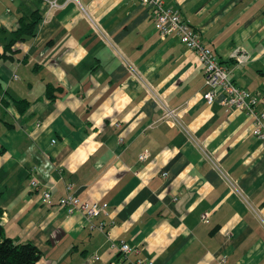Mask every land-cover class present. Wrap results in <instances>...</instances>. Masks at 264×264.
<instances>
[{
	"label": "crops",
	"instance_id": "crops-1",
	"mask_svg": "<svg viewBox=\"0 0 264 264\" xmlns=\"http://www.w3.org/2000/svg\"><path fill=\"white\" fill-rule=\"evenodd\" d=\"M57 3L49 13L47 0H0V56L20 19L41 15L35 35L15 44L12 59L0 58L6 235L37 246L36 264H122L120 241L132 262L264 264V143L251 119L206 103L196 53L175 35L162 37L144 4ZM166 5L200 32L238 86L264 96V0ZM158 101L177 109L180 125ZM33 168L39 191L30 188ZM68 184L105 213L88 221L59 208ZM101 222L113 225L91 228Z\"/></svg>",
	"mask_w": 264,
	"mask_h": 264
},
{
	"label": "built area",
	"instance_id": "built-area-1",
	"mask_svg": "<svg viewBox=\"0 0 264 264\" xmlns=\"http://www.w3.org/2000/svg\"><path fill=\"white\" fill-rule=\"evenodd\" d=\"M144 4L152 10L156 28L162 37L169 35L177 36L187 49L196 53L198 60L203 68L206 78L207 91L203 94V98L207 104L213 105L216 101L227 108L242 111L252 122V134L262 143H264V109L259 110L258 107L264 103V96L260 93L252 92L251 90L238 86L231 78V72L227 65L222 63L215 52L208 47L203 41L200 32L191 26L181 15L180 11L172 6L166 5V0H136ZM49 13L58 8L57 0H47ZM48 13V12H47ZM97 27L96 24H93ZM234 57L239 63H244L248 59V54H243L238 50ZM17 77V76H15ZM153 98L157 95L150 93ZM159 99V98H158ZM158 104L163 108L167 117L173 119L178 125L177 109H170L164 105V102L158 101ZM2 101L0 100V106ZM147 155H140V160L144 161ZM36 169L33 168L30 174V188L32 191H39L41 183L35 176ZM166 174H164L165 176ZM43 202L50 203L52 200L51 188H47L41 192ZM57 204L59 208L65 211L68 215L81 214L92 221L105 213V209L98 201L80 198L72 184L66 186L63 196H61ZM202 221L206 222L208 214H204ZM113 222H101L99 225L92 224L91 228H98L103 232H108ZM118 250L124 255L125 260L122 264H155L153 260L140 259L136 262L129 260L132 248L120 241L117 244Z\"/></svg>",
	"mask_w": 264,
	"mask_h": 264
},
{
	"label": "trees",
	"instance_id": "trees-1",
	"mask_svg": "<svg viewBox=\"0 0 264 264\" xmlns=\"http://www.w3.org/2000/svg\"><path fill=\"white\" fill-rule=\"evenodd\" d=\"M41 19L38 12L20 19V27L13 33L12 39L4 45V53L1 59H12L15 51L13 47L17 42H25L35 35V29ZM53 88L48 86L47 95H52ZM17 107L24 112L28 107L26 101H16ZM41 258V251L32 243H19L9 238L0 222V264H36Z\"/></svg>",
	"mask_w": 264,
	"mask_h": 264
}]
</instances>
